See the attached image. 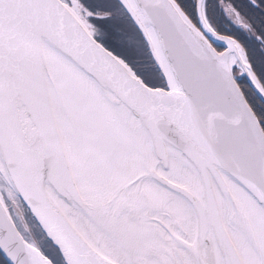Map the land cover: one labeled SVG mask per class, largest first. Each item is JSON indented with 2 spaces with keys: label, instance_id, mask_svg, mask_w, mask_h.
<instances>
[{
  "label": "snow or ice",
  "instance_id": "snow-or-ice-1",
  "mask_svg": "<svg viewBox=\"0 0 264 264\" xmlns=\"http://www.w3.org/2000/svg\"><path fill=\"white\" fill-rule=\"evenodd\" d=\"M0 264H264V0H0Z\"/></svg>",
  "mask_w": 264,
  "mask_h": 264
}]
</instances>
